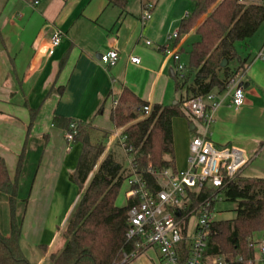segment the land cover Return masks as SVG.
Listing matches in <instances>:
<instances>
[{
	"label": "crops",
	"instance_id": "1",
	"mask_svg": "<svg viewBox=\"0 0 264 264\" xmlns=\"http://www.w3.org/2000/svg\"><path fill=\"white\" fill-rule=\"evenodd\" d=\"M189 1L129 0L123 12L107 0H42L36 6L30 0H0V155L12 178L22 155L17 217L22 250L33 264H49V253L62 247L61 232L80 198L70 175L83 144L69 143L68 131L55 117L91 124V141L109 131L112 148L123 128L114 126L111 112L124 88L151 106L179 101L173 53L187 63L182 37L195 41L196 36L193 31L179 40L169 36L195 6ZM146 2L153 5L147 20ZM57 30L61 42L50 48ZM110 49L118 51L119 59L107 67L100 57ZM237 50L244 60L246 101L235 109L227 88H215L213 98H205L212 122L204 149L226 162L228 176L264 178V22ZM132 56L141 63H132ZM235 61L231 68L238 67ZM202 131V122L189 114L173 119L178 171L189 167L190 142ZM0 231L10 232L9 197L2 191ZM160 257L156 247H148L128 264H159ZM207 264L227 263L211 258Z\"/></svg>",
	"mask_w": 264,
	"mask_h": 264
},
{
	"label": "trees",
	"instance_id": "2",
	"mask_svg": "<svg viewBox=\"0 0 264 264\" xmlns=\"http://www.w3.org/2000/svg\"><path fill=\"white\" fill-rule=\"evenodd\" d=\"M107 1L123 12L129 3V0ZM190 1L195 4L194 11L181 21L176 39L193 31L196 40L187 52L185 78H176V89L180 92L177 104H154L147 114L144 106L149 103L124 88L111 112L114 126L123 128L112 148H108L109 131L103 130L97 140L87 141L91 124L55 117L54 121L67 131L72 130V123L76 124L74 142H81L83 148L76 169L70 175L79 188L80 198L61 232L62 247L49 253V264H128L129 261H124L125 255L136 250L138 238L127 237L129 211L134 202L127 201L124 206L117 204L123 185L133 174L126 159L131 158L133 170L143 177L152 192L160 190L158 174L165 170L177 172L173 119L188 116L184 103L197 96H206L215 88L226 89L230 79L244 68L237 45L250 39L264 22V3ZM224 60L227 65L222 67ZM234 60L239 65L231 68L230 63ZM123 137L125 147L122 146ZM21 163L22 155L17 175L12 178L0 155V191L8 195L10 204V232L4 235L0 231V264H33L22 250V223L17 217ZM216 193L236 203V216L213 223L204 260L221 256L227 264H248L255 257L253 236L259 233L264 237V178L239 175L225 176L223 186L218 190L209 187L188 190L184 239L176 245L181 262L190 255L189 218L204 200Z\"/></svg>",
	"mask_w": 264,
	"mask_h": 264
},
{
	"label": "built area",
	"instance_id": "3",
	"mask_svg": "<svg viewBox=\"0 0 264 264\" xmlns=\"http://www.w3.org/2000/svg\"><path fill=\"white\" fill-rule=\"evenodd\" d=\"M42 0H30L33 6L38 5ZM244 1V0H239ZM153 5L145 3L144 19L151 18V9ZM62 33L55 31L50 39V48L58 46L61 42ZM178 31H175L169 38H177ZM151 44V41H147ZM176 62L177 76L183 80L187 73V63L183 62L178 52L173 53ZM119 59V53L115 49H110L101 54L100 61L107 67L114 66ZM131 61L139 65L141 58L132 56ZM243 71L236 73L229 81L227 89L231 93V104L235 109L240 108L246 101L245 89L243 87ZM205 98L212 99L210 93L206 96H197L185 102L187 113L197 121L202 122L203 131L192 138L190 142L189 167L184 170H177L173 173L171 170H165L158 174L162 188L157 192H152L143 177L133 170V162L128 159V165L133 174L126 180L128 188L125 192L126 199L133 206L129 211L130 229L127 233L128 239H136V250L125 255L124 261H130L148 247H156L161 255L159 264H207L204 260V252L207 247V241L212 232L213 223L216 221V204L223 196L216 193L210 198L204 200L197 210L198 219L194 233L188 237L190 255L182 263L181 256L177 251L176 245L184 239L183 225L188 214H185L188 208V190H199L203 187H209L218 190L223 186V178L228 176L227 165L225 161H220L208 154L204 149V143L207 140L211 115L207 114V104ZM118 102H115V106ZM216 104H214V107ZM151 105H145L144 111L149 114ZM76 124H71V131L66 132V139L69 143L74 142L76 134ZM125 138H121L122 146ZM207 167V168H206ZM233 177V176H230ZM137 200V203H135ZM196 212V213H197ZM177 216H180L178 218ZM252 246L257 253L253 260L248 264H264V237L258 242L253 240ZM212 259L218 263H227L221 256H212Z\"/></svg>",
	"mask_w": 264,
	"mask_h": 264
},
{
	"label": "rangeland",
	"instance_id": "4",
	"mask_svg": "<svg viewBox=\"0 0 264 264\" xmlns=\"http://www.w3.org/2000/svg\"><path fill=\"white\" fill-rule=\"evenodd\" d=\"M189 3H190V5H192L191 1H189ZM194 8H195V6L193 7V5L190 7V9H189L190 10V14L194 11ZM182 39H183L182 40V45H183L184 50H185V51H183V60L187 61V63H188L189 57H188V53L187 52L189 51V48L191 47V44L194 41V37L193 36H188L185 39H184V37H182ZM236 63L237 62L235 60L231 61L230 67H234L236 65ZM125 163H128L127 159H126ZM117 204L119 206L126 205L125 184L123 185V187H122V189L120 191V194H119L118 199H117ZM235 206H236V203L231 202V201H227V200H225L224 196H221V199L217 202V205L215 206V208H216L215 209L216 210V213H215L216 220L234 218L236 216V212L234 210ZM197 219H198V212L197 213H193L191 215V217L189 218L188 232H189L190 236L192 235L193 229L196 226ZM29 226L31 227V224H29V221H27V219H26L25 225H24V229L26 231H28V232H29ZM260 235L261 234H259V233L255 234L253 236V240L255 242H258L261 239ZM256 264H258V262Z\"/></svg>",
	"mask_w": 264,
	"mask_h": 264
},
{
	"label": "water",
	"instance_id": "5",
	"mask_svg": "<svg viewBox=\"0 0 264 264\" xmlns=\"http://www.w3.org/2000/svg\"><path fill=\"white\" fill-rule=\"evenodd\" d=\"M227 65V61L226 60H224L223 62H222V67H224V66H226ZM243 84V87H245L246 86V84L243 82L242 83ZM178 103V101H174L173 102V104H177ZM87 141H89V137H87Z\"/></svg>",
	"mask_w": 264,
	"mask_h": 264
}]
</instances>
